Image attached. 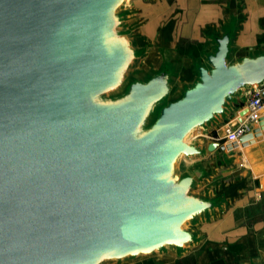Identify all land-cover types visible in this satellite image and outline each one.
Segmentation results:
<instances>
[{
    "label": "water",
    "instance_id": "obj_1",
    "mask_svg": "<svg viewBox=\"0 0 264 264\" xmlns=\"http://www.w3.org/2000/svg\"><path fill=\"white\" fill-rule=\"evenodd\" d=\"M135 1L0 0V264H188L205 242L198 264H264V227L216 228L248 180L210 186L212 154L264 132L262 108L210 139L264 86V42H240V0L203 41L170 11L153 39Z\"/></svg>",
    "mask_w": 264,
    "mask_h": 264
},
{
    "label": "crops",
    "instance_id": "obj_2",
    "mask_svg": "<svg viewBox=\"0 0 264 264\" xmlns=\"http://www.w3.org/2000/svg\"><path fill=\"white\" fill-rule=\"evenodd\" d=\"M228 0H172L171 7L168 9L171 17L179 16V28L177 29L178 37H186L192 40L203 41L202 28L206 24H219L224 16L223 6ZM248 15L245 21V27L240 36L242 45H253L258 42H264V31L261 30L259 19L264 15V0H240ZM146 3L143 0H136L135 5ZM136 5L139 8L142 6ZM167 10V11H168ZM166 11V12H167ZM165 12V14H167ZM183 12V13H182ZM166 17V16H165ZM159 18V16H158ZM164 19V18H163ZM162 18L158 21L160 23ZM161 25V24H160ZM155 31L158 26L155 25ZM246 108L245 102L242 106H237L234 109L233 115L223 125H229L232 121H241L242 113ZM255 123L253 127H257ZM217 131V130H216ZM213 133V132H212ZM211 140L215 139L223 144L227 142L226 137L219 135L212 136ZM227 165L220 168L217 178L222 182H232L240 178L248 180V188L226 212L216 228L221 230L222 235L231 236L246 234L249 231V226L252 225L256 230L264 227V132L262 137L256 138L254 143L247 147L239 146L238 148L225 152L219 151ZM233 160V161H232ZM209 228L212 225H208ZM216 232L215 225L212 228ZM225 236H221L223 238ZM239 237V236H238Z\"/></svg>",
    "mask_w": 264,
    "mask_h": 264
},
{
    "label": "rangeland",
    "instance_id": "obj_3",
    "mask_svg": "<svg viewBox=\"0 0 264 264\" xmlns=\"http://www.w3.org/2000/svg\"><path fill=\"white\" fill-rule=\"evenodd\" d=\"M172 0H158L155 2H146L144 5L142 3L136 4V5H141L140 7V12L137 15L138 21L143 22V29L145 30V33L148 34L149 36L153 37V39L156 38L157 36V31H155V28L160 25L158 21L161 18L165 17V12L172 6L171 5ZM169 10L166 12L168 13ZM159 16V18H158ZM187 41L190 40H183L181 39L182 46L187 45ZM221 182V179L215 178L212 183L211 187H214L218 185V183ZM206 243L205 242L203 245L200 247L194 248L191 252H189L184 258L181 259V263L186 262L188 264H198L200 256L203 254L205 248H206ZM172 256H175V254H171Z\"/></svg>",
    "mask_w": 264,
    "mask_h": 264
},
{
    "label": "built area",
    "instance_id": "obj_4",
    "mask_svg": "<svg viewBox=\"0 0 264 264\" xmlns=\"http://www.w3.org/2000/svg\"><path fill=\"white\" fill-rule=\"evenodd\" d=\"M245 106L248 109L246 118L241 119L236 126L227 130V141L239 140L240 137L252 129L255 123H258L259 111L264 108V86L249 92Z\"/></svg>",
    "mask_w": 264,
    "mask_h": 264
}]
</instances>
